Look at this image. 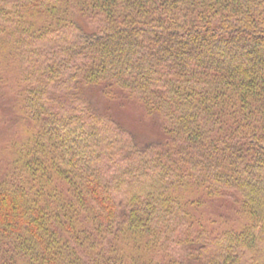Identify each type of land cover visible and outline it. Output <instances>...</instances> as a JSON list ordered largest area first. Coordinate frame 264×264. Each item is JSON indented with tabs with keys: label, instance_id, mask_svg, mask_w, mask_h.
<instances>
[{
	"label": "trees",
	"instance_id": "1",
	"mask_svg": "<svg viewBox=\"0 0 264 264\" xmlns=\"http://www.w3.org/2000/svg\"><path fill=\"white\" fill-rule=\"evenodd\" d=\"M0 264H264V0H0Z\"/></svg>",
	"mask_w": 264,
	"mask_h": 264
},
{
	"label": "rangeland",
	"instance_id": "2",
	"mask_svg": "<svg viewBox=\"0 0 264 264\" xmlns=\"http://www.w3.org/2000/svg\"><path fill=\"white\" fill-rule=\"evenodd\" d=\"M110 108L112 112L128 126L132 131L143 135L145 138L158 137L156 135L157 129L151 121L145 117L142 110L136 104L130 103L122 99L116 100L111 103Z\"/></svg>",
	"mask_w": 264,
	"mask_h": 264
}]
</instances>
